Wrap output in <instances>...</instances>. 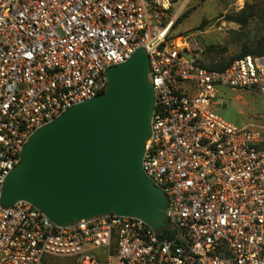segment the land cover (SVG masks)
<instances>
[{
	"label": "built area",
	"instance_id": "1",
	"mask_svg": "<svg viewBox=\"0 0 264 264\" xmlns=\"http://www.w3.org/2000/svg\"><path fill=\"white\" fill-rule=\"evenodd\" d=\"M178 1L0 0V194L33 131L103 92L106 68L143 47L155 101L142 167L168 198L162 230L0 205V264H264V127L217 112L221 88L264 96V54L206 67L191 35H170Z\"/></svg>",
	"mask_w": 264,
	"mask_h": 264
},
{
	"label": "water",
	"instance_id": "2",
	"mask_svg": "<svg viewBox=\"0 0 264 264\" xmlns=\"http://www.w3.org/2000/svg\"><path fill=\"white\" fill-rule=\"evenodd\" d=\"M149 68L137 47L106 68L103 92L34 130L5 177L0 205L26 200L59 225L112 213L164 229L168 198L142 167L155 101Z\"/></svg>",
	"mask_w": 264,
	"mask_h": 264
},
{
	"label": "rangeland",
	"instance_id": "3",
	"mask_svg": "<svg viewBox=\"0 0 264 264\" xmlns=\"http://www.w3.org/2000/svg\"><path fill=\"white\" fill-rule=\"evenodd\" d=\"M245 4L255 11L245 26L226 21L225 14ZM174 19L170 35H191L202 49L205 63L225 61L243 47H254L264 36V0H187L175 3L169 13ZM202 23V28L198 25ZM217 112L241 126L264 127V96L251 90L221 88ZM42 264H73L70 258L47 256Z\"/></svg>",
	"mask_w": 264,
	"mask_h": 264
},
{
	"label": "trees",
	"instance_id": "4",
	"mask_svg": "<svg viewBox=\"0 0 264 264\" xmlns=\"http://www.w3.org/2000/svg\"><path fill=\"white\" fill-rule=\"evenodd\" d=\"M254 14H255V11L253 9V6L245 4L241 9H239V11L235 13L225 14L224 18L226 21L234 22L238 24L239 26H245L248 20L252 16H254ZM198 28H202V23L198 25ZM247 54H253V55L264 54V36H262L257 41L254 47L245 46L238 53H236L235 55H232L225 61L210 62V63L203 62L202 64L208 68L223 69L227 67L235 58L242 57ZM164 234L167 235L168 232H165Z\"/></svg>",
	"mask_w": 264,
	"mask_h": 264
}]
</instances>
